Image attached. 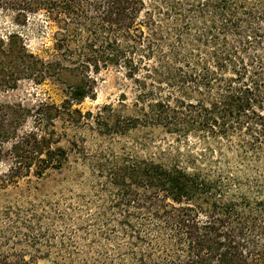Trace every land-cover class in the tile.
Here are the masks:
<instances>
[{
    "label": "trees",
    "instance_id": "trees-1",
    "mask_svg": "<svg viewBox=\"0 0 264 264\" xmlns=\"http://www.w3.org/2000/svg\"><path fill=\"white\" fill-rule=\"evenodd\" d=\"M0 12L53 51L0 34V86L66 85L60 104L0 105V189L32 177L64 191L0 210V264H264V0H0ZM108 70L131 103L82 112Z\"/></svg>",
    "mask_w": 264,
    "mask_h": 264
},
{
    "label": "rangeland",
    "instance_id": "rangeland-1",
    "mask_svg": "<svg viewBox=\"0 0 264 264\" xmlns=\"http://www.w3.org/2000/svg\"><path fill=\"white\" fill-rule=\"evenodd\" d=\"M11 30H18L22 34L27 48L30 52L38 55L45 60L53 55V51L50 47V41L45 36L35 35L24 27L23 29L17 28L12 24L10 16L0 12V34H4ZM66 85L62 82H58L53 78H47L41 84H35L32 80L21 79L17 82L14 88H4L0 86V105L1 104H20L25 108H35L40 102H46L49 104H60L64 99V91ZM124 94L125 100L121 101V95ZM132 101V94L129 83L123 79L120 73L113 70L102 72L98 76V80L95 86V95L93 99H85L79 106H77L82 112L96 113L104 105H112L113 108L120 112L126 109L121 108V103L129 105ZM32 128V120L28 119L23 124L21 131L30 130ZM59 129V124H57ZM145 134L142 131H138L132 134L130 137L124 138L120 143L131 145L134 142L137 143ZM160 140L157 138L153 142L154 146L160 144ZM61 146L68 147L65 139H62ZM161 145V144H160ZM8 145L5 146V150L8 149ZM153 146H149V152L154 151ZM9 161L7 157L3 158L0 163L2 171L7 169ZM44 192H64L59 187L58 181L44 183L35 180L34 178H24L14 185L5 189H0V210L7 208L14 204H20L25 206L26 202L42 196ZM36 264H51L46 259H39Z\"/></svg>",
    "mask_w": 264,
    "mask_h": 264
}]
</instances>
